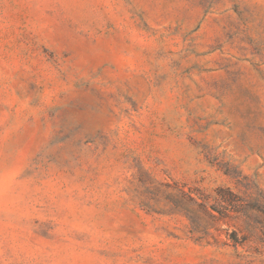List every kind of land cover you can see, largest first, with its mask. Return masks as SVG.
Wrapping results in <instances>:
<instances>
[{"label": "rangeland", "instance_id": "obj_1", "mask_svg": "<svg viewBox=\"0 0 264 264\" xmlns=\"http://www.w3.org/2000/svg\"><path fill=\"white\" fill-rule=\"evenodd\" d=\"M0 264H264V0H0Z\"/></svg>", "mask_w": 264, "mask_h": 264}]
</instances>
